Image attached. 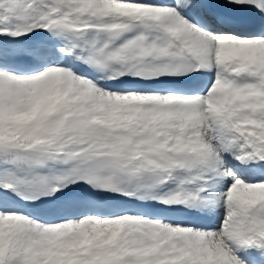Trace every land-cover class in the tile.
Returning <instances> with one entry per match:
<instances>
[{
  "label": "snow or ice",
  "instance_id": "obj_1",
  "mask_svg": "<svg viewBox=\"0 0 264 264\" xmlns=\"http://www.w3.org/2000/svg\"><path fill=\"white\" fill-rule=\"evenodd\" d=\"M0 264H264V0H0Z\"/></svg>",
  "mask_w": 264,
  "mask_h": 264
}]
</instances>
